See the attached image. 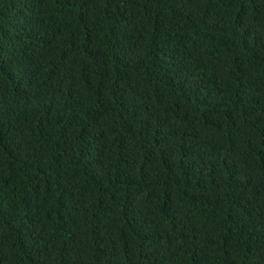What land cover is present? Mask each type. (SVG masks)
<instances>
[{
	"label": "trees",
	"instance_id": "obj_1",
	"mask_svg": "<svg viewBox=\"0 0 264 264\" xmlns=\"http://www.w3.org/2000/svg\"><path fill=\"white\" fill-rule=\"evenodd\" d=\"M0 264H264V0H0Z\"/></svg>",
	"mask_w": 264,
	"mask_h": 264
}]
</instances>
